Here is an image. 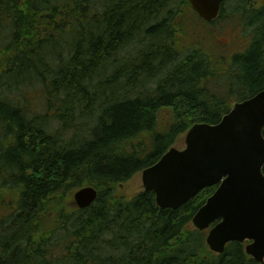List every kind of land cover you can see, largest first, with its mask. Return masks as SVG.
Instances as JSON below:
<instances>
[{"label":"trees","instance_id":"16d2710c","mask_svg":"<svg viewBox=\"0 0 264 264\" xmlns=\"http://www.w3.org/2000/svg\"><path fill=\"white\" fill-rule=\"evenodd\" d=\"M187 5L0 0V264H258L240 243L213 254L191 226L215 187L177 210L124 193L193 124L264 90V8L234 7L258 29L234 53ZM87 185L97 199L78 210Z\"/></svg>","mask_w":264,"mask_h":264},{"label":"water","instance_id":"95a60500","mask_svg":"<svg viewBox=\"0 0 264 264\" xmlns=\"http://www.w3.org/2000/svg\"><path fill=\"white\" fill-rule=\"evenodd\" d=\"M204 21L218 17L223 0H189ZM264 90L237 102L221 121L194 124L185 148H171L142 172V185L161 209L176 210L205 188L217 186L192 218L208 232L206 244L217 254L231 242L249 243L246 254L264 262ZM92 187L73 195L77 208L96 199Z\"/></svg>","mask_w":264,"mask_h":264},{"label":"rangeland","instance_id":"374dc122","mask_svg":"<svg viewBox=\"0 0 264 264\" xmlns=\"http://www.w3.org/2000/svg\"><path fill=\"white\" fill-rule=\"evenodd\" d=\"M234 2L235 0L227 1L225 5L226 14L224 18H222L217 22H214V24L209 27H204L206 32L205 34L206 42L214 41L215 45L219 47L221 51L225 50V52H229V50H233V49H240L241 47L245 46L247 42L243 39V37L240 38V34L242 33L246 34L247 36L244 35V38L248 37V35L250 34V30L248 29H245L243 32L239 30L238 24H240L241 21L240 15L238 13L237 14L230 13V10L232 8L231 6ZM203 25L206 26L205 24ZM186 27L189 30L192 29L189 24H186ZM225 45H227V47H225ZM30 95L35 96L34 98H30L29 95L27 97L29 99L28 102L29 103L31 102L32 106H34L31 108L32 112L43 113L44 112L43 107L38 104L41 101L40 96H38L37 94H30ZM17 99L18 98H16L15 101ZM175 147L179 149L184 147L183 138H181L180 143L175 145ZM128 184L131 185V188L128 187L129 186ZM128 184L126 185V188L124 190L125 194L129 195L134 192H137L141 187V174L139 173L138 175H136L134 179L131 180V182H129Z\"/></svg>","mask_w":264,"mask_h":264},{"label":"flooded vegetation","instance_id":"af4514ba","mask_svg":"<svg viewBox=\"0 0 264 264\" xmlns=\"http://www.w3.org/2000/svg\"><path fill=\"white\" fill-rule=\"evenodd\" d=\"M263 1L264 0H238L237 6L238 7H243L245 5H250V7L248 8V13H251L252 12V16H253L254 15L253 12H258V11H260L262 9V5H263L262 3H263ZM251 27H253V25H251ZM254 30H256V28H254Z\"/></svg>","mask_w":264,"mask_h":264}]
</instances>
